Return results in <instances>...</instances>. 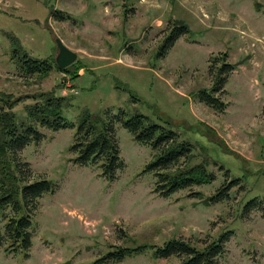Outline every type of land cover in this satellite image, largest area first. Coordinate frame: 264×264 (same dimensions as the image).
I'll use <instances>...</instances> for the list:
<instances>
[{"label": "rangeland", "instance_id": "rangeland-1", "mask_svg": "<svg viewBox=\"0 0 264 264\" xmlns=\"http://www.w3.org/2000/svg\"><path fill=\"white\" fill-rule=\"evenodd\" d=\"M58 11L70 18H56ZM177 23L189 32L164 54ZM11 37L32 57L55 61L60 39L77 60L68 71L21 76ZM224 54L236 69L216 95L228 104L218 113L197 93L212 88L222 62L211 61ZM51 91L67 97L64 115L76 124L84 110L108 108L170 122L194 143L193 163L206 162L218 180L161 198L146 170L151 149L121 124L116 137L125 167L116 179L100 167L76 164L70 150L76 128H42V141L21 157L34 178L50 181L55 191L39 201L30 256L1 250L0 264H98L118 248L173 238L203 247L226 231L233 236L222 264H264V0H0V95L24 99L13 109L22 117L33 97ZM221 164L231 179L242 180L231 199L210 204L225 182ZM255 198L260 205L248 208ZM153 252L104 264L179 262Z\"/></svg>", "mask_w": 264, "mask_h": 264}, {"label": "trees", "instance_id": "trees-1", "mask_svg": "<svg viewBox=\"0 0 264 264\" xmlns=\"http://www.w3.org/2000/svg\"><path fill=\"white\" fill-rule=\"evenodd\" d=\"M54 16L64 20L70 18V15L59 11ZM188 32L189 28L184 23H177V28L166 38L163 53L167 54L177 40ZM11 41V59L21 76L46 77L55 68L61 71L55 60L32 57L19 39L11 37ZM227 56L224 54L211 61L212 64L222 62L214 76L212 88L197 93L202 103L218 113H224L228 104L216 95L224 92L229 75L236 69V65L226 62ZM33 100L32 104L25 107L24 116L19 117L13 109L24 99H6L0 95V251L4 250L6 254L23 253L25 258L30 256L34 217L39 209V201L45 194L55 191L50 181L35 179L29 163L21 157L27 146L42 141V128L54 132L76 128L70 148L76 155V164L81 167H100L103 176L116 179L118 171L125 167L116 137V125L121 124L137 143L151 149L152 160L146 170L154 174V192L161 198L167 199L180 191L209 185L218 180V174L210 170L206 162L193 163L196 150L194 143L175 131L170 122H156L147 115L129 113L124 108L117 112L108 108L98 113L84 110L76 124L64 115L68 99L63 94L51 91L41 93L33 97ZM218 162L220 161L214 159L215 164ZM219 170L225 177V182L208 198L210 204L231 199L232 190L242 180L239 177L231 179V170L225 168L224 164L220 165ZM196 196L199 197V193L189 195ZM258 200H251L247 207L254 209L258 203L260 205ZM232 236L233 231H226L216 239L207 240L203 247L191 241L173 238L160 246L118 248L108 252L97 263H119L152 249L154 258L178 259L177 264H222V259L227 254L226 243Z\"/></svg>", "mask_w": 264, "mask_h": 264}, {"label": "water", "instance_id": "water-1", "mask_svg": "<svg viewBox=\"0 0 264 264\" xmlns=\"http://www.w3.org/2000/svg\"><path fill=\"white\" fill-rule=\"evenodd\" d=\"M59 53L56 57L57 66L64 70L71 66L77 60V54L70 50L60 39H56Z\"/></svg>", "mask_w": 264, "mask_h": 264}]
</instances>
